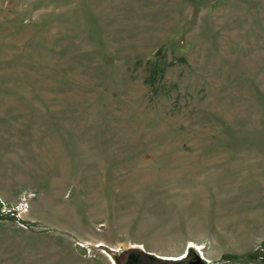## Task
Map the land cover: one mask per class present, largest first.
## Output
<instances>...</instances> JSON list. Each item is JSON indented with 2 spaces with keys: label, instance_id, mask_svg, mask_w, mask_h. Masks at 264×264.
Wrapping results in <instances>:
<instances>
[{
  "label": "rangeland",
  "instance_id": "rangeland-1",
  "mask_svg": "<svg viewBox=\"0 0 264 264\" xmlns=\"http://www.w3.org/2000/svg\"><path fill=\"white\" fill-rule=\"evenodd\" d=\"M264 264V0H0V264Z\"/></svg>",
  "mask_w": 264,
  "mask_h": 264
},
{
  "label": "water",
  "instance_id": "water-1",
  "mask_svg": "<svg viewBox=\"0 0 264 264\" xmlns=\"http://www.w3.org/2000/svg\"><path fill=\"white\" fill-rule=\"evenodd\" d=\"M196 260H197V263L203 264V263L200 261V258H199L198 256L196 257Z\"/></svg>",
  "mask_w": 264,
  "mask_h": 264
}]
</instances>
